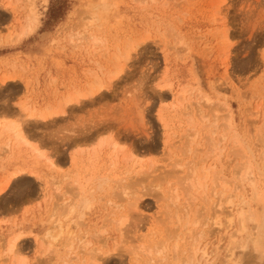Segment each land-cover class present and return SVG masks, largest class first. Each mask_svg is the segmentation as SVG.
<instances>
[{
	"label": "rangeland",
	"instance_id": "obj_1",
	"mask_svg": "<svg viewBox=\"0 0 264 264\" xmlns=\"http://www.w3.org/2000/svg\"><path fill=\"white\" fill-rule=\"evenodd\" d=\"M107 2L0 0V120L23 123L30 144L0 136V264L16 234L23 264H190L196 239L203 264H264V227L257 252L239 216L264 200V0ZM99 79L100 93L65 106ZM22 104L61 111L36 126ZM99 136L109 144L92 155ZM195 168L206 189L191 198ZM76 202L55 241L53 215Z\"/></svg>",
	"mask_w": 264,
	"mask_h": 264
},
{
	"label": "bare ground",
	"instance_id": "obj_2",
	"mask_svg": "<svg viewBox=\"0 0 264 264\" xmlns=\"http://www.w3.org/2000/svg\"><path fill=\"white\" fill-rule=\"evenodd\" d=\"M95 2V1H94ZM107 0H102V6L104 7V8H106L107 7ZM98 4V3H97ZM100 4V3H99ZM102 11V10H101ZM101 13V12H100ZM97 14V13H96ZM31 15V14H30ZM101 15V14H100ZM103 16V15H102ZM32 17V16H31ZM36 21H37V18L36 17H34V19H31V20H29V24H27V32L26 33H31L32 31H33V29H34V27H35V25H36ZM38 22V21H37ZM25 25V24H24ZM26 27V26H25ZM24 27V28H25ZM85 30V29H84ZM89 32V31H88ZM24 36H27V34L25 35L24 34ZM91 36V35H90ZM93 38V37H92ZM100 40H103V39H101V38H99V37H94L93 38V42L95 43V44H97ZM104 42V41H103ZM135 47V45L133 46V44H127L126 45V48H125V50H124V53H120L119 55V60H120V58L121 57H123V59L124 60H128V59H130L129 57L131 56V52H132V50H133V48ZM117 54V53H116ZM118 55V54H117ZM122 59V58H121ZM117 64H119V63H117ZM122 65H121V63L118 65V67H117V69H118V73L116 72L115 73V75L114 76H118L119 75V73L121 72V71H123V69H122ZM10 82V81H9ZM9 82H5V84L4 85H8L9 84ZM89 88L88 89H86L85 91H71L70 90V92H69V95L68 96H66L64 99H63V101H64V104H65V106L66 105H69L70 103H75V102H79V101H82V100H84L85 98H87V97H89L90 95L91 96H94V95H97L98 93H100V91H101V89L104 87V83H103V81L101 80V79H99V80H97L96 82H93V83H89V86H88ZM74 92V93H73ZM182 94L183 95H185V91L183 90L182 92H181V94L179 93V96H181L182 97ZM178 96V95H177ZM176 97V96H175ZM165 98L166 97H164L163 95H159V100L163 103L164 102V100H165ZM207 98V97H206ZM184 100V99H183ZM210 100V99H209ZM28 103V102H27ZM26 103V104H27ZM179 104V98H174V102H173V104ZM31 105V104H30ZM21 108H22V110L23 111H25L26 112V114H27V120H29V121H34V123H35V121H36V126L38 125V124H45L46 123V121L49 119V118H51L54 114H57V113H59V111H61V107H59V108H50V106H44V107H40V108H35L34 106L32 107V106H29V105H25V104H22L21 105ZM23 131H24V125H23V123H21L20 121H7V120H5V121H1L0 120V136L2 135V134H4V135H6V136H8L7 137V146H9L11 149H12V147H14L15 149H18V148H20L22 145H30L29 144V142L28 141H26V139H25V137H24V134H23ZM98 139V141L97 140H95L96 141V143H95V145L92 147V155H95L101 148H103V147H105L106 145H108L109 143H108V140L105 138V137H97ZM12 143H15L14 144V146L12 145ZM32 149V151L35 153V148L33 147V148H31ZM80 152H79V150H76V152H74L73 154H72V157H71V161L74 163V164H76L77 162V155L79 154ZM79 156V155H78ZM247 159V158H246ZM244 162V161H243ZM242 162V167L245 169V175H246V180L250 183V186L252 187V189H253V193L254 194H257V188H256V185H255V181H254V179H253V173L251 172L252 170V164H251V161H250V159H249V157H248V159L243 163ZM17 170V169H16ZM21 172H23L22 170H17L16 172H14L13 174H12V178L13 179H15V178H18V175H19V173H21ZM32 173H34L33 171H31ZM191 172V171H190ZM11 174V173H10ZM35 174H37V173H35ZM17 175V177H15ZM36 176H38V174L36 175ZM252 176V177H251ZM79 178V177H78ZM207 178H208V176H207ZM10 180V179H9ZM41 180V179H40ZM185 180H186V182H185V184H186V186H188V192H189V194H191V198L193 197V195L192 194H194V195H196L197 196V194H195L194 192H197V193H199V191L201 190L202 192L203 191H205V189H206V181H207V179H206V177H204V175L203 174H201L196 168L195 169H193L192 170V172H191V174H189L186 178H185ZM12 181V180H11ZM79 181V180H78ZM8 183V182H7ZM220 186H221V188L222 189H227V182H221L220 183ZM81 187V186H80ZM85 189V188H84ZM3 190V189H2ZM82 191V190H81ZM33 192V191H32ZM84 192V191H83ZM29 193H30V191H29ZM235 193L237 194V193H239V195H240V198H241V204H245L244 203V201L246 200V198H245V192H244V190H243V188L242 187H240V188H237L236 189V191H235ZM77 194H79V193H77ZM30 195H32V194H30ZM30 195H28V196H30ZM35 195V194H34ZM50 195H51V193H50ZM82 195V194H81ZM80 195V198L79 197H77V198H79L80 200H81V196ZM233 193L232 194H230L229 195V197H228V199H227V203H229V204H231L232 203V201H230L231 200V198L233 197ZM49 196V195H48ZM61 196H62V194H61ZM79 196V195H78ZM1 197V196H0ZM85 198V199H84ZM90 198H91V196H90ZM46 199V198H45ZM48 199V198H47ZM82 199H84L83 200V205H89V200H87V198L86 197H84L83 196V198ZM80 200L78 201V202H80ZM77 201V200H76ZM74 202V201H73ZM189 203V202H188ZM77 204V202L75 203V204H72L71 203V205H69V206H66V207H68V208H63L60 212H57V213H55L53 216H54V224H55V230L57 231L56 232V234H54L53 235V238H54V240L56 241L58 238H61V237H63V236H66V223H68L67 221H69L70 219L72 220V216H73V214H76V213H78L77 212V207H75V205ZM78 204H80V203H78ZM77 204V205H78ZM232 205V204H231ZM81 207V206H80ZM77 208V209H76ZM81 210V209H80ZM79 213H80V211H79ZM249 213V212H248ZM239 216L241 217V219H242V221H241V224H242V230L241 231H243V230H245L246 229V225L244 226V220L246 219V221H248V222H252V223H255V225H254V227H255V230L254 231H256V234H255V232L253 233V231H252V233L253 234H251V235H248V238L246 239V240H248V239H252V238H257L260 234H261V232H262V229H263V227H264V200L263 199H261V201H260V210L258 211V212H256V211H251V213H249L247 216H246V218H243V216H244V212H243V210H240V212H239ZM75 217V216H74ZM77 218V217H76ZM239 221V220H238ZM70 222V221H69ZM74 223V222H73ZM122 224V223H121ZM73 225V224H72ZM71 226V225H70ZM67 227H68V225H67ZM240 230V229H239ZM48 232H50V231H48ZM47 232V233H48ZM53 232V231H52ZM50 234V233H49ZM255 234V235H254ZM18 234H16V237L15 236H13V237H15L14 239H12L11 241H10V243H9V245H8V252L10 253H8L9 255H11L12 256V262H13V264H23V262L22 261H20L19 260V257H20V255L22 254L23 255V252H22V248H20V246H19V242H20V238H21V234L20 235H18ZM51 235V237H52V234H50ZM241 236V235H240ZM36 237H37V235H36ZM47 238V237H46ZM66 238V237H65ZM257 240V239H256ZM256 240H253L252 239V241H253V245H254V250L255 251H257V252H259V250H260V252H261V250H262V246H263V244H259ZM38 242V241H37ZM57 242H59V240L57 241ZM64 242V241H63ZM66 242H68V241H66ZM242 242V241H241ZM65 243V242H64ZM198 243H199V241L196 239V243L195 244H193V249H192V251H191V258L189 259V263L190 264H194V262H197V264H203V263H201V261H200V259L201 260H204L205 262H207L208 261V257H209V253H208V250H207V245L204 247V248H199L198 246ZM49 244V248H48V250L49 251H51V250H53L54 249V243H52V242H49L48 243ZM55 244H57L56 242H55ZM87 244V243H86ZM22 246H24V245H22ZM21 246V247H22ZM70 246V245H69ZM242 248H245V250H246V242H244L243 244H241L240 245ZM44 247V246H43ZM84 247V246H83ZM53 248V249H52ZM62 248V247H61ZM65 248V247H64ZM69 248V247H68ZM55 250V249H54ZM242 250V249H241ZM245 250H243V251H245ZM24 251V250H23ZM201 252V256H200V258H199V260L197 259V253L198 252ZM233 251V250H232ZM231 251V253H233ZM164 251H163V249H160V250H158V254H161V253H163ZM264 252V251H263ZM53 253H54V251H53ZM232 255V254H231ZM1 256V255H0ZM68 256V255H67ZM72 258V257H71ZM70 258V259H71ZM231 258V257H230ZM243 258V257H242ZM241 258V259H242ZM98 259V258H97ZM166 258H162V259H160V261H159V264H160V262L162 263V261H164ZM42 260V259H41ZM50 260V259H49ZM227 260H228V258H227ZM235 260V259H234ZM239 260V259H238ZM96 261V260H95ZM156 261V260H155ZM51 262V261H50ZM53 262V261H52ZM98 262V261H97ZM241 262V261H240ZM39 263V262H38ZM69 262H67L66 264H68ZM158 263V262H157ZM179 263H180V261H179ZM179 263H177V264H179ZM184 263H186V262H182L181 264H184ZM230 263V262H229ZM231 263H233V262H231ZM50 264V263H49ZM167 264V263H166ZM233 264H240L239 263V261H237V259H236V261L233 263ZM241 264H243V261H242V263Z\"/></svg>",
	"mask_w": 264,
	"mask_h": 264
}]
</instances>
